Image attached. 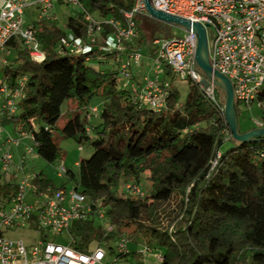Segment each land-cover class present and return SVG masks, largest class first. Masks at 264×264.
Listing matches in <instances>:
<instances>
[{"label": "trees", "instance_id": "obj_1", "mask_svg": "<svg viewBox=\"0 0 264 264\" xmlns=\"http://www.w3.org/2000/svg\"><path fill=\"white\" fill-rule=\"evenodd\" d=\"M80 2L101 20L109 16L121 22L122 13L134 5V0ZM39 25L38 36L47 39L42 45L45 61L33 63L21 40L11 38L6 49L12 59L8 56L3 66L2 83L13 90L17 80L27 76L18 112L8 119L18 132L31 135L36 156L49 165L62 160L57 139L92 149L88 158L79 159L76 173L66 170L67 181L61 187L41 172L33 179L43 192L65 189L68 182L91 202L107 208L112 231L90 219L74 221L69 229L73 247L86 252L92 244H108L132 227L129 239L142 235L149 246L163 250L161 264H264V140L232 143L220 152L223 143L230 141L225 137L229 129L218 107L203 97L196 84L188 82L189 90L180 102L171 69L163 65V81L169 83L165 108L152 111L140 106L131 90L122 86L114 56L99 61L94 53L58 54L54 46L65 33L45 19ZM66 26L85 38L82 13L70 17ZM141 27L136 22L138 46L146 44ZM104 29V34L111 32ZM107 62L110 68L95 67ZM94 96L104 100L97 125L87 118ZM256 99L264 102V83ZM68 102L77 109L62 113ZM62 118L65 122L59 127ZM144 174L148 194L125 189L126 184L139 187ZM11 187L9 196L14 185L8 181L0 186ZM181 216H187L184 231L177 228ZM117 254L120 259L127 256Z\"/></svg>", "mask_w": 264, "mask_h": 264}, {"label": "built area", "instance_id": "obj_2", "mask_svg": "<svg viewBox=\"0 0 264 264\" xmlns=\"http://www.w3.org/2000/svg\"><path fill=\"white\" fill-rule=\"evenodd\" d=\"M81 8L86 23L85 38L77 37L71 31L64 34L59 42L58 54L72 53L90 56L95 54L99 61H106L114 56L118 62L121 81L132 80L131 68L139 65L142 54L139 50H130L126 46L136 37V16L146 14L144 0H134L131 11L122 13V22L109 19L106 22L95 20L82 6L80 0H63ZM157 10L167 14L201 23L209 30L211 46L210 58L213 67L227 77L233 84L235 97L239 104L257 103L263 116L261 121L254 122L255 127L264 129V102L258 101L256 95L264 83V0H152ZM35 7L40 11L39 20H53L49 12L53 9V0H0V51L5 53L2 64H7L9 51L6 43L13 37L21 40L33 63L41 64L46 55L41 43L35 36L33 26H25L23 15L27 8ZM105 27L111 32L104 34ZM196 36L185 32L182 37H154L152 45L156 46L154 71L159 74L163 65L171 69L173 77L179 81L196 84L203 97L218 107L224 116L223 106L218 101L214 86L203 83V78L193 69L196 50ZM27 76L17 80L16 87L10 90L0 85L1 112L14 116L18 104L23 99V89ZM168 81H159L145 77L142 84L129 88L133 99L142 107L159 112L165 108ZM98 113L91 108L89 116ZM3 127L0 123V135ZM19 138H8L9 144H18L23 138L31 141L25 144L27 156L36 155L33 139L27 132H19ZM81 150V148H79ZM23 163V162H22ZM215 164V162H214ZM57 174L66 177V168L57 166ZM14 177L15 191L10 196L9 208H0V264H107L103 246L99 243L94 249L83 252L73 247L75 240L69 233L71 224L77 220L90 219V214L99 205L91 202L75 186L58 189L55 192L47 189L39 191L33 185L36 174L25 171L24 166L14 165L9 151L0 157V175ZM125 189L132 194L143 196L138 186L126 184ZM32 197V202L26 196ZM99 218L103 214L98 211ZM34 225L43 231L44 239L35 245L26 247L22 241H11L1 234V228L31 227ZM112 231V227L106 229ZM66 232L69 235L67 244L57 243L51 237ZM127 241L119 238L116 252H125ZM157 259L161 262L162 256Z\"/></svg>", "mask_w": 264, "mask_h": 264}, {"label": "rangeland", "instance_id": "obj_3", "mask_svg": "<svg viewBox=\"0 0 264 264\" xmlns=\"http://www.w3.org/2000/svg\"><path fill=\"white\" fill-rule=\"evenodd\" d=\"M53 9L51 12H49V15L54 13L56 17V22H53V25L61 32L68 34L70 32V29L66 26L67 21L70 17H77L79 13H81V8L78 6H74L71 4H66L63 0H53ZM39 14L40 11L35 7L27 8L23 15L24 25L25 26H32L34 24V30L37 32L38 36V26H39ZM91 16L100 22H106L110 19L108 16L106 19L101 20L98 17V14L96 12L92 13ZM143 29L144 36L147 38L148 42L150 43L153 39L152 35V26L144 25V27H141ZM172 35L174 37H182L184 36L185 32L183 30H180L178 28L170 27ZM162 38V37H160ZM38 41H40L41 45L45 44L47 39H43L42 37L38 36ZM59 45L56 44L54 46L55 50L58 49ZM154 49H156V46H153ZM144 50H146V46H142L141 52L143 53ZM5 58V53L0 51V64L2 63V60ZM108 61V59H106ZM150 62V63H148ZM134 67V66H133ZM154 72V59L152 61H149L148 59L143 57L141 59V62L139 63V67L135 69V73L139 72L141 74H144L145 72L149 71ZM162 69L159 71V74H161L162 77ZM1 76V72H0ZM138 76V75H137ZM173 80V85L178 89L179 96H180V102H183L188 90H189V84L188 81H179L177 79ZM122 81L121 84L123 85ZM129 86V85H128ZM104 104V100L100 96H94L90 103H89V109L93 108V106L98 107L99 112L102 110ZM70 109L76 110L77 105L75 103L70 102ZM66 111V104L62 107V113ZM238 111H239V127L241 132H247L251 129H256L254 122L261 121L263 113L258 106L257 103H253L252 105H238ZM5 117L9 118L10 116L6 115ZM95 116H93V120L90 122L91 125L96 124L94 119ZM65 120L64 118L60 119L58 122V126H63ZM8 126V125H5ZM10 127V126H8ZM7 128V127H5ZM4 129V127H3ZM2 136V135H1ZM225 137H227V140H230V135L225 134ZM1 138V137H0ZM58 146L62 150V160H59L55 163L54 166L47 164L44 160L39 158L36 155H33V158H27L24 164L25 171L28 172H34L39 173L42 172V174L56 187L59 188L61 185L66 182L65 177L58 176L57 174V166L60 165V161L65 164V166H68L70 169H72L75 173L77 172V166L74 165L76 161H78L80 158H88L90 156V153L92 152V149L86 145L82 146L81 151L78 149V145L70 139H57ZM27 145H31V141L28 139L26 141ZM232 146L231 141H226L223 143V145L220 147V152L225 151L226 149L230 148ZM7 148L2 146V143L0 142V156L6 152ZM0 175V186H5L6 181L4 178H1ZM67 187H69V184L67 182ZM140 190L143 194H148L149 192V181L147 178V174H144L140 178L139 182ZM118 188H121L119 186ZM13 188H0V208L2 206H5L6 209L9 208V199L10 196L7 195L8 192H12ZM26 200L29 202H32V197L30 195L26 196ZM173 207V204L170 205ZM165 209V208H164ZM98 211L103 214V218H99ZM90 220L93 221L94 225L101 226L104 229L109 228V226H112L109 222L108 216H107V208L99 206L98 209L94 210V214H90ZM186 221L187 216L182 217L180 222L177 224V228L181 231L185 230L186 227ZM163 225L166 226L165 221L163 222ZM132 229H128L127 231L123 232V239L127 241L125 252L127 253V256L125 258H119L116 252L117 245L119 243V238L110 240L108 244L103 246V249L107 253V257L105 259V262L107 264H161V262L157 259V256H162V251L158 248H155L154 246H149V244L146 242L145 237L142 235H135L131 239L128 238L129 231ZM168 231H171V226L168 228ZM70 233V232H69ZM1 234L3 237L11 240V241H22L25 246L28 248L30 246L35 245L39 240L43 238V231L39 228H36L34 225L31 227H15V228H7L2 227L1 228ZM51 240L57 243L67 244L69 241V235L66 232L61 233L58 236L51 237ZM96 246V243L92 244L89 248L94 249ZM109 248H112L111 250ZM162 261V260H161Z\"/></svg>", "mask_w": 264, "mask_h": 264}, {"label": "water", "instance_id": "obj_4", "mask_svg": "<svg viewBox=\"0 0 264 264\" xmlns=\"http://www.w3.org/2000/svg\"><path fill=\"white\" fill-rule=\"evenodd\" d=\"M147 15L168 28L174 27L184 32H192L196 36V50L194 54L193 69L203 78L204 84L211 83L218 96L220 105L223 106L224 118L230 132V141L234 145L243 143L263 141L264 129L256 128L247 132H241L239 127V111L238 102L235 97L234 87L232 82L220 74L213 67L210 58L211 39L209 30L201 23L192 22L178 16L167 14L157 10L152 0H144ZM172 36H169L170 38Z\"/></svg>", "mask_w": 264, "mask_h": 264}, {"label": "crops", "instance_id": "obj_5", "mask_svg": "<svg viewBox=\"0 0 264 264\" xmlns=\"http://www.w3.org/2000/svg\"><path fill=\"white\" fill-rule=\"evenodd\" d=\"M51 15L53 16V20H47V21L50 22L53 27H55L53 25V22L54 23L56 22V17L54 15V13H52ZM136 22H137V24H139V26H143V27H144V25H148L150 27L152 26V29H153L152 30V35H153L152 37L153 38L154 37H164V38H168L169 36H173L172 35V32H171V28H168L166 26H163L161 23H159L157 21H154L153 19H151L146 14H139V15H137L136 16ZM32 26L34 27V24H32ZM38 31L39 32L41 31L40 25L38 26ZM142 46H144V45L138 46V37H135L132 40V42L130 43V45L128 46V48H130L131 50L132 49H136V50H139L140 51L141 48H142ZM145 46H146V50H144L143 53L140 51L141 54H142V59L144 57V58H146V60L148 59L149 61H152L154 59V53L156 52V49L154 50V47H153L154 45H152V41L149 43L148 40H147V38H146V44H145ZM8 56H9V59H12V54L9 53ZM148 63H150V62H148ZM3 66L4 65L1 63L0 64V72H1L0 85L3 84L2 83V80H3V73H2ZM95 67H97L100 70H103V69L110 68L111 66L109 65V62H107V63L101 64V66L95 65ZM138 67H139V65H136L134 67L132 66V68H131L132 80L130 82H123V85H122L123 87L130 88L131 87V84H133L135 86L136 85L139 86V85L142 84V81H143V79L145 77L155 78L156 75H157L159 81H163V77H164V74L163 73H162V77H161V74H157L156 71L152 72L151 70L148 73L145 72L144 74H141L139 72H136L135 73L134 70L137 69ZM162 69H163V67H162ZM1 105H2V103L0 102V110H1ZM93 107L96 108V109H98V107H95V106H93ZM66 110H71L70 109V102H68V104H66ZM99 113L100 112H99V109H98V113L89 116V122H91L93 120V116H95L94 119H96V121H95L96 124H94V125L99 124L100 123V115H99ZM5 116L6 115L3 114L0 111V123H1L2 127H4L3 132L1 134L2 136L0 135V137H1L0 138V142L2 143V146H4V147L7 148L6 151H9L12 154L13 164L15 166L16 165H22V166H24L25 161H26L27 158H33L32 156H27L25 154V144L27 143L26 141L28 139L27 138H23L18 144H9V142H7L9 137H11V138H19L20 135H19L18 130L16 129V126L13 123H11V121L7 117H5ZM5 125H8L10 127L5 126ZM5 127H7V128H5ZM79 148L80 147H78V149ZM78 161H76L74 163V165L77 166ZM60 164H62L66 169H70L68 166H65V164H63L62 161H60ZM54 165H52V166H54ZM24 169H25V167H24ZM70 170H72V169H70ZM35 174H37V173H35ZM1 176H2L1 178H4V180L6 182L9 181L12 184L15 183L14 177L13 178L11 177V176H13V174H10V175L9 174L8 175H1Z\"/></svg>", "mask_w": 264, "mask_h": 264}]
</instances>
